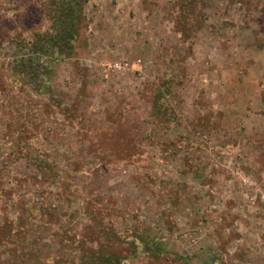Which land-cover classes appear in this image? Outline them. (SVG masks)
<instances>
[{
  "label": "rangeland",
  "instance_id": "1",
  "mask_svg": "<svg viewBox=\"0 0 264 264\" xmlns=\"http://www.w3.org/2000/svg\"><path fill=\"white\" fill-rule=\"evenodd\" d=\"M52 1L0 0V264H264V0H87L48 52Z\"/></svg>",
  "mask_w": 264,
  "mask_h": 264
},
{
  "label": "trees",
  "instance_id": "2",
  "mask_svg": "<svg viewBox=\"0 0 264 264\" xmlns=\"http://www.w3.org/2000/svg\"><path fill=\"white\" fill-rule=\"evenodd\" d=\"M87 0H55L51 2L47 15L50 18V31L47 34L37 33L35 39L26 41L33 48L44 47L46 51H52L61 47L60 52L65 47H70L73 40L77 37L81 26V15L84 3ZM44 12V11H43ZM46 14V13H45ZM71 48V47H70ZM66 49V48H65ZM74 49V47L72 48ZM51 53V52H50ZM37 60L32 58L28 61H18L16 69L27 72V74H38L41 68L35 67ZM29 72V73H28ZM121 236V234H119ZM123 235V234H122ZM122 237V236H121ZM102 255L100 250L96 251V257ZM105 262L102 264H115L113 255L105 254Z\"/></svg>",
  "mask_w": 264,
  "mask_h": 264
}]
</instances>
